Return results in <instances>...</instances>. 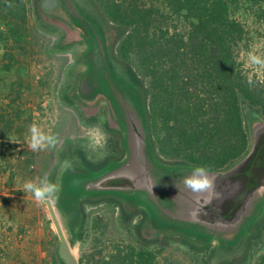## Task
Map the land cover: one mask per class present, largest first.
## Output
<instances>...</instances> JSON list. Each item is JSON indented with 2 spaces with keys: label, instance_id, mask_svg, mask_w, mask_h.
Returning <instances> with one entry per match:
<instances>
[{
  "label": "trees",
  "instance_id": "16d2710c",
  "mask_svg": "<svg viewBox=\"0 0 264 264\" xmlns=\"http://www.w3.org/2000/svg\"><path fill=\"white\" fill-rule=\"evenodd\" d=\"M48 1H37L45 18L72 29L71 15L63 5L55 2L50 7ZM74 1L99 26L94 78L97 82L105 77L111 79L115 70L135 93L140 113H136L138 106L125 92L116 96L115 105L108 103L109 118L119 126L110 143L111 153L96 163L72 159L67 181H74L94 203L115 205L114 198L118 197L90 195L81 187L100 184L111 174H148L157 185V215L188 233L182 234V242L190 249L191 264H264V191L258 193L235 225H208L190 216L194 207L191 199L201 192L195 193L184 184L197 166L207 168L210 175L235 168L249 155L254 134L264 125V70L250 76L241 59L253 40L249 20L254 25L264 23V0ZM27 12L23 0H0V34L5 36L1 26L8 24V18L25 23ZM17 26L10 27L12 36ZM4 68L10 71L9 66ZM74 96L89 113L100 106L78 92ZM19 116L11 118L0 107V179L7 172L5 168L12 167L10 156L18 154L16 145L4 141L22 132L15 121ZM130 123H135L142 136L139 146L132 137ZM149 146L156 149L159 157L176 162L183 169L165 172L158 168L152 162ZM134 152H141L140 166L135 163ZM144 160L149 162L146 166ZM132 166L135 169L131 171ZM85 175L84 179L73 177ZM137 183V189L146 194L143 178H138ZM1 185L0 181V190ZM125 197L128 196L120 198ZM146 198L143 195L140 201L144 204ZM60 199L61 204L73 200L67 206L74 212L70 226L73 232L82 228L85 216L76 196L65 190ZM165 210H172V215ZM141 213L137 228L141 244L113 241L108 258L100 248L105 246L102 238L108 226L102 220H94L99 235L86 261L184 264L167 251L168 240L156 248L150 247L159 231L151 227L146 210ZM151 229L153 232L148 233ZM81 237L79 234L76 238ZM58 261L65 264L59 254L52 264Z\"/></svg>",
  "mask_w": 264,
  "mask_h": 264
},
{
  "label": "rangeland",
  "instance_id": "374dc122",
  "mask_svg": "<svg viewBox=\"0 0 264 264\" xmlns=\"http://www.w3.org/2000/svg\"><path fill=\"white\" fill-rule=\"evenodd\" d=\"M23 1L28 11L25 23L8 18V22H5L8 26H1L6 34H0V107L5 108L12 115L11 118L21 114L15 121L23 128L20 134H13L9 141H4L16 145L18 154L10 156L12 167L8 165L5 168L7 172L0 179L2 190L33 197L31 193H24L23 184L26 181L45 174L53 183L59 181L58 199L52 200L51 204L72 255L78 264H90L86 261L87 256L93 252L95 238L99 235L94 228V220H102L108 226L102 238L105 246H100L104 250L103 255L108 258L113 251V241L141 244L137 228L142 218L141 210L144 208L129 205L126 202L128 197L114 198L115 205L107 202L94 203V200L81 193L74 181H67V170L72 159L96 163L111 153L110 143L119 126L109 118L108 103L115 105L116 96L124 92L131 97L134 105L138 106H135L137 114L140 113V103L135 93L119 79L115 70L111 79L105 77L97 82L94 78L93 66L100 47L99 26L76 1H48L50 7L55 6V2L59 6L63 5L71 15L74 23L72 29L65 28L59 21L45 18L37 5L38 0ZM249 21L253 40L241 59L249 75L254 76L260 74V70L248 63V52L255 51L256 54L263 55L264 23L254 25L252 19ZM16 25L19 29L17 28L15 36H12L14 33L9 32V29ZM6 66H9L10 71L4 70ZM75 92L87 100H96L100 106L94 113H89L75 98ZM33 122L40 124L45 132L57 135L59 143L55 147L40 151L30 149L29 127ZM92 128L98 131L90 134ZM148 151L152 162L165 172L183 169L176 162L159 157L156 149L151 146ZM148 163L144 160L145 166ZM134 169L132 166L131 171ZM73 177L84 179L86 175ZM65 190L76 196L78 207L85 216L84 226L76 228L74 232L70 226L74 212L67 207L73 200H66L61 204L60 198ZM39 203L44 245L52 264L53 258L59 254L60 240L47 203ZM165 212L172 215V210ZM154 223V228L159 233L153 237L150 247L161 246L166 239L170 244L166 248L167 251L172 252L173 256L184 264H191L190 249L182 242V234L188 233L181 231L159 214ZM149 232L152 233L153 230ZM79 234H82L80 239L76 238ZM213 246L216 247L217 242ZM57 264L62 263L58 261Z\"/></svg>",
  "mask_w": 264,
  "mask_h": 264
},
{
  "label": "water",
  "instance_id": "95a60500",
  "mask_svg": "<svg viewBox=\"0 0 264 264\" xmlns=\"http://www.w3.org/2000/svg\"><path fill=\"white\" fill-rule=\"evenodd\" d=\"M218 177L221 178L222 185L228 187V190L220 198L211 201L207 207L209 213L202 220L208 224L219 222L234 225L241 219L242 213L258 193L264 191V125L255 132L253 147L249 155L235 168L218 174ZM46 203L60 240L61 259L65 264H78L77 259L72 255L51 201Z\"/></svg>",
  "mask_w": 264,
  "mask_h": 264
},
{
  "label": "crops",
  "instance_id": "0c3cea01",
  "mask_svg": "<svg viewBox=\"0 0 264 264\" xmlns=\"http://www.w3.org/2000/svg\"><path fill=\"white\" fill-rule=\"evenodd\" d=\"M0 264H51L32 196L0 190Z\"/></svg>",
  "mask_w": 264,
  "mask_h": 264
},
{
  "label": "flooded vegetation",
  "instance_id": "af4514ba",
  "mask_svg": "<svg viewBox=\"0 0 264 264\" xmlns=\"http://www.w3.org/2000/svg\"><path fill=\"white\" fill-rule=\"evenodd\" d=\"M132 130V137L135 142L139 146V141L142 140V136L139 133V130L135 123H130ZM133 158L135 159V163L141 165V152H134ZM142 172V170L140 171ZM219 174V173H218ZM218 174L210 175L209 178L213 181V186L205 191H202L200 196L196 198H192L191 202L194 206L191 215L195 220H198L200 223H205L202 219L207 215V207L211 203L213 199L220 198L224 192L228 190L226 185H222L221 178L218 177ZM221 174V173H220ZM148 175V174H147ZM146 174H141V177L135 176H126L125 174H111L107 175L105 179L100 183H93L86 187H81L87 194L90 195H103L106 197H122V195H127L128 198L126 202L136 207H142L146 210L150 217V225L154 227L155 219L157 217V185L152 183V178L148 177ZM143 176V177H142ZM138 178H143L145 181L144 188L145 193L141 192V189H137L139 187L137 181ZM204 192V193H203ZM148 193V194H147ZM260 193V192H259ZM148 199L143 204L140 200L143 195ZM134 196V197H132ZM131 197V198H129ZM155 197V199H154ZM109 204V203H108ZM246 211V210H245ZM166 214V213H165ZM210 215V214H209ZM214 216V214L212 215ZM217 216V215H215ZM167 217V215H165ZM208 225H217L216 224H208Z\"/></svg>",
  "mask_w": 264,
  "mask_h": 264
},
{
  "label": "clouds",
  "instance_id": "9594fccd",
  "mask_svg": "<svg viewBox=\"0 0 264 264\" xmlns=\"http://www.w3.org/2000/svg\"><path fill=\"white\" fill-rule=\"evenodd\" d=\"M248 63L256 70H264V55H258L255 51L248 52ZM98 130L90 129V134H95ZM28 147L33 151H40L47 147H55L59 143L57 135L45 132L41 125L33 122L29 127ZM209 170L203 166L194 168L190 177L185 178L184 184L195 193L205 191L213 186V181L209 178ZM24 193H31L38 202H47L58 199L60 188L59 181L53 183L48 176L37 177L28 180L23 184Z\"/></svg>",
  "mask_w": 264,
  "mask_h": 264
}]
</instances>
